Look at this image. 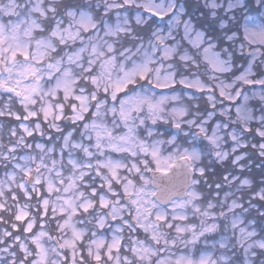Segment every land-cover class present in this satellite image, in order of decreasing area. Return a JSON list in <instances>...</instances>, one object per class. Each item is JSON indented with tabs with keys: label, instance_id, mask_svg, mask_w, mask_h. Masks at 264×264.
Listing matches in <instances>:
<instances>
[{
	"label": "snow or ice",
	"instance_id": "1",
	"mask_svg": "<svg viewBox=\"0 0 264 264\" xmlns=\"http://www.w3.org/2000/svg\"><path fill=\"white\" fill-rule=\"evenodd\" d=\"M22 2L0 3L7 264H235L237 249L264 257V0L226 9L207 0L205 17L225 13L211 33L178 0H97L100 11ZM153 16L167 23L153 27ZM234 59L246 67L221 78ZM192 90L205 106L193 108ZM253 168L257 188L245 175ZM212 233L220 239L209 249Z\"/></svg>",
	"mask_w": 264,
	"mask_h": 264
},
{
	"label": "clouds",
	"instance_id": "2",
	"mask_svg": "<svg viewBox=\"0 0 264 264\" xmlns=\"http://www.w3.org/2000/svg\"><path fill=\"white\" fill-rule=\"evenodd\" d=\"M80 3L84 4V5H87L89 8H94L95 9V5L97 3V0H79ZM0 3H4L6 4V0H0ZM219 3H221L222 5H224L225 9H226V6H227V0H219ZM26 4V0H23V2L21 3V7L23 8ZM180 5H183L184 4L182 2L179 3ZM206 4H207V0H194V8H199L200 6H203L204 9L207 10V13H210V9H208L206 7ZM96 11H100V9H95ZM140 13L143 15V9H140L139 10ZM219 11V10H218ZM225 13L221 12L218 16H212V15H207L205 17L204 15V12H201L199 16L193 18L192 16H188L187 19H192L194 23H196V26L198 27V23L200 20H206L208 23H217L218 26H219V21L220 19H222L223 15ZM134 17H135V10L130 14L129 16V19H130V22H131V26L135 27V21H134ZM147 19V17H145ZM5 19H8L7 17ZM167 22L164 21L160 27H164L165 24ZM144 25H140V27H143ZM174 35L176 36V40L177 42H181V46L182 47H185V46H188L187 45V41L186 40H182V37H183V29L182 27L180 29H178L177 31L174 32ZM193 52H195V50H193ZM233 66H232V71L229 72V73H225L222 75L221 78L223 79H228L229 77H231L234 73H236L239 68H240V65H238L236 63V60L234 59L233 62H232ZM261 70H264V65L261 66ZM209 83L212 84L213 87H215V84L216 82L215 81H210ZM259 87V86H258ZM250 94V93H249ZM195 99L192 101V105H193V108L195 105L199 104L201 105L202 107L205 106V101H206V97L205 96H198V95H195ZM184 100H187V94H185V96L183 97ZM219 100L217 101V104H219ZM208 108H209V111H212L210 105H208ZM216 113L217 115H219V109L216 110ZM201 116H203V112H201ZM216 117H212V119L209 120V123H213V121H215ZM0 231H2V228H0ZM0 247H3V245H0ZM239 250V249H237ZM243 264H248V261L251 260L252 264H261V261H264V257H261V258H257V257H252V256H246L244 253H243ZM232 259V257H231ZM7 260H8V254L7 253H0V264H7ZM233 260V259H232Z\"/></svg>",
	"mask_w": 264,
	"mask_h": 264
},
{
	"label": "rangeland",
	"instance_id": "3",
	"mask_svg": "<svg viewBox=\"0 0 264 264\" xmlns=\"http://www.w3.org/2000/svg\"><path fill=\"white\" fill-rule=\"evenodd\" d=\"M187 1H188V6L187 5L185 6V3L182 0H179V3L182 2L185 6V9H186V14L184 16L185 19H187L188 16H192L193 18H195V17L199 16L201 12L207 13V10L204 9L203 6H200L199 8H194V0H187ZM249 2H251V0H249ZM143 15L145 17H147L149 15V13H147L146 11L143 10ZM163 22H164V20H162L160 17L153 16L151 23L153 24L154 27H156V26H161V24ZM214 24L215 23H208L206 20H200L198 22V28L202 29L204 31H207L208 28L210 27V29L212 30L211 25L214 26ZM215 29L219 30V26H218V28L216 27ZM237 55H239V54H237ZM236 63L238 65H240V68H239L240 71H242L244 69V67H246L243 59H237ZM194 95L202 96V94H199L196 92ZM159 131H161V132H166V131L167 132H174L175 130L174 129L172 130L170 127H164V125H162L159 128ZM240 255L242 256V250H236V255L232 256V259H233V261H235V264H243V260L240 259Z\"/></svg>",
	"mask_w": 264,
	"mask_h": 264
},
{
	"label": "trees",
	"instance_id": "4",
	"mask_svg": "<svg viewBox=\"0 0 264 264\" xmlns=\"http://www.w3.org/2000/svg\"><path fill=\"white\" fill-rule=\"evenodd\" d=\"M182 1L185 3V6L186 5L188 6V1L187 0H182ZM178 3H179V0H178ZM211 27H212V29H215L216 27L218 28V25H217V23H215L214 26L211 25ZM206 32H210L211 33L210 27L208 28V30ZM192 91L195 94V91L194 90H192ZM237 174H239V173H237ZM259 174H260V169L259 168H253L251 170V172H245V175H248L251 179L254 180V182H255L254 183V188H257L259 186V181H260V175ZM218 175H219V170L217 171L216 175L213 178L214 179L218 178ZM200 190L203 191L205 193V195H207L208 189L204 185L200 186ZM258 231H259V228H258ZM215 239L216 240L220 239V235L218 233H214L213 239L211 238L209 242L213 243L214 241H216ZM240 259L241 260L244 259L243 252H242V256H240Z\"/></svg>",
	"mask_w": 264,
	"mask_h": 264
},
{
	"label": "flooded vegetation",
	"instance_id": "5",
	"mask_svg": "<svg viewBox=\"0 0 264 264\" xmlns=\"http://www.w3.org/2000/svg\"><path fill=\"white\" fill-rule=\"evenodd\" d=\"M243 68V67H242ZM243 71V70H242ZM239 72H240V69H239V71H238V73H236V74H239ZM71 125H70V123H69V127H70ZM36 140H37V142H46V138H41V137H39L38 135L36 136ZM3 174V169H0V175H2ZM53 234H55V233H53ZM141 235V238H143V236H142V234H140ZM211 246V244L210 245H208V247H210ZM198 247H204V245L202 244H200V245H198Z\"/></svg>",
	"mask_w": 264,
	"mask_h": 264
}]
</instances>
